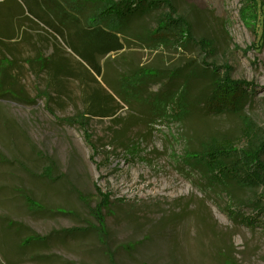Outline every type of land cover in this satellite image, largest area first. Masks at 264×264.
<instances>
[{
	"label": "rangeland",
	"instance_id": "obj_1",
	"mask_svg": "<svg viewBox=\"0 0 264 264\" xmlns=\"http://www.w3.org/2000/svg\"><path fill=\"white\" fill-rule=\"evenodd\" d=\"M3 2L31 103L0 97V264H264V0Z\"/></svg>",
	"mask_w": 264,
	"mask_h": 264
},
{
	"label": "trees",
	"instance_id": "obj_2",
	"mask_svg": "<svg viewBox=\"0 0 264 264\" xmlns=\"http://www.w3.org/2000/svg\"><path fill=\"white\" fill-rule=\"evenodd\" d=\"M9 2H13L14 0H8ZM17 4V3H16ZM20 10V11H19ZM18 13L20 12V15L23 13L22 9H19ZM17 11L13 10L10 3H0V97H7L10 96L13 99L19 100L21 102L25 103H31L29 101V98L23 96V90L21 89V82L19 79H17L16 75L12 74L11 64L7 60V54L4 53L2 47H4V44L6 41H10L12 39H15V36L17 34L16 30L17 28L20 30L21 21H16L15 15ZM29 21V19H27ZM21 35L24 36L25 31H20ZM24 38V37H23ZM53 61H48L45 63L44 61V68L46 67L50 75L56 74L57 70L63 68L64 71L60 73V75L64 74L65 72L77 79L81 85H83L85 88H83V91H87V95L85 96L84 100L87 103L88 110L83 111L84 117L91 115V116H100V117H106L113 113V111H108V107L103 108L102 104L107 98H111V96L107 94H102V91L99 90V88H95V85L98 83L97 80L93 77L92 73L80 62L73 61L70 59H67L71 66L69 67L63 60H61L60 55L53 54ZM55 58V59H54ZM42 58L39 57V54L35 52L33 57L29 59L30 62L33 63H40ZM4 82V83H3ZM89 88L90 91H89ZM89 91V92H88ZM81 126L84 128V124L81 122ZM49 164L45 166L44 173L49 175L51 172V168L53 163L52 159H48ZM98 194L100 195V201L97 206L98 209H102L104 207L108 206V196L105 197L101 194L99 189H96ZM77 192V191H76ZM79 197L81 196L80 193L77 192ZM26 204L30 209H41L43 206L36 202L31 196L25 195L24 196ZM63 212V211H61ZM97 215V221H98V227L101 229L104 227L103 219L101 214ZM77 231V228H66L63 229L62 232H74ZM44 236L40 235H29L25 238L24 242L27 244L30 242L35 241H42Z\"/></svg>",
	"mask_w": 264,
	"mask_h": 264
},
{
	"label": "bare ground",
	"instance_id": "obj_3",
	"mask_svg": "<svg viewBox=\"0 0 264 264\" xmlns=\"http://www.w3.org/2000/svg\"><path fill=\"white\" fill-rule=\"evenodd\" d=\"M237 30H239L238 29V27L237 26H234L233 27V30H232V33H237ZM258 75H259V73H253L252 74V77L253 78H257L258 77ZM173 175V174H172ZM203 187V186H202ZM205 194V193H204ZM203 197V196H202ZM215 202L218 204V208H221V207H223L224 205H226V202H227V200L225 199V200H218V199H215ZM208 206L210 205V204H207ZM249 217V215L247 216V218ZM247 218H245V217H242V220L243 221H245V220H247ZM230 225H235V224H233V222H231L230 223ZM246 263H248V262H246ZM244 264H245V262H244Z\"/></svg>",
	"mask_w": 264,
	"mask_h": 264
},
{
	"label": "crops",
	"instance_id": "obj_4",
	"mask_svg": "<svg viewBox=\"0 0 264 264\" xmlns=\"http://www.w3.org/2000/svg\"><path fill=\"white\" fill-rule=\"evenodd\" d=\"M13 40V39H12ZM12 40H10V41H12Z\"/></svg>",
	"mask_w": 264,
	"mask_h": 264
}]
</instances>
